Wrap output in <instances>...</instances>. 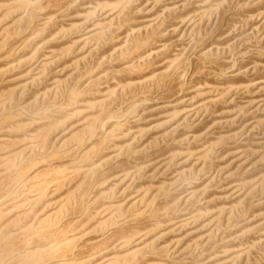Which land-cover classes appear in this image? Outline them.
Listing matches in <instances>:
<instances>
[{
  "label": "rangeland",
  "instance_id": "374dc122",
  "mask_svg": "<svg viewBox=\"0 0 264 264\" xmlns=\"http://www.w3.org/2000/svg\"><path fill=\"white\" fill-rule=\"evenodd\" d=\"M0 264H264V0H0Z\"/></svg>",
  "mask_w": 264,
  "mask_h": 264
}]
</instances>
